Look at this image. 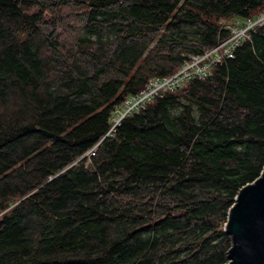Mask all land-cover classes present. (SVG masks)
Instances as JSON below:
<instances>
[{
	"label": "trees",
	"instance_id": "trees-1",
	"mask_svg": "<svg viewBox=\"0 0 264 264\" xmlns=\"http://www.w3.org/2000/svg\"><path fill=\"white\" fill-rule=\"evenodd\" d=\"M70 7L77 24L62 22ZM262 11L0 0V264L227 263L230 208L264 168V24L210 75L111 127L150 79Z\"/></svg>",
	"mask_w": 264,
	"mask_h": 264
},
{
	"label": "built area",
	"instance_id": "built-area-1",
	"mask_svg": "<svg viewBox=\"0 0 264 264\" xmlns=\"http://www.w3.org/2000/svg\"><path fill=\"white\" fill-rule=\"evenodd\" d=\"M261 24H264V11L255 18L236 17L233 23L227 22L226 27L230 29V37L204 53L190 55L175 73L150 79L139 93L130 95L117 106L111 130H115L125 117L145 109L155 97L162 96L167 91H175L192 79L210 75L219 63L234 57L235 49L250 37V32L257 25Z\"/></svg>",
	"mask_w": 264,
	"mask_h": 264
},
{
	"label": "water",
	"instance_id": "water-1",
	"mask_svg": "<svg viewBox=\"0 0 264 264\" xmlns=\"http://www.w3.org/2000/svg\"><path fill=\"white\" fill-rule=\"evenodd\" d=\"M225 231L232 240L225 264H264V168L238 191Z\"/></svg>",
	"mask_w": 264,
	"mask_h": 264
},
{
	"label": "rangeland",
	"instance_id": "rangeland-1",
	"mask_svg": "<svg viewBox=\"0 0 264 264\" xmlns=\"http://www.w3.org/2000/svg\"><path fill=\"white\" fill-rule=\"evenodd\" d=\"M77 11V9L76 8H72V7H70V8H67V9H65L64 10V13H63V18H62V22H63V24H77L76 23V21H77V17L79 18H81V16L82 15H80V16H78V15H75L76 12ZM261 13V12H260ZM232 21V23L235 21V17L231 20ZM64 27H62V26H60L58 29H57V31H60V30H62ZM71 35L72 34H66L65 36H63L62 37V41L63 42H67L69 39H71V40H73L74 38H72L71 37ZM74 35V37L76 36V33H74L73 34ZM181 67V66H180ZM179 67V68H180Z\"/></svg>",
	"mask_w": 264,
	"mask_h": 264
},
{
	"label": "bare ground",
	"instance_id": "bare-ground-1",
	"mask_svg": "<svg viewBox=\"0 0 264 264\" xmlns=\"http://www.w3.org/2000/svg\"><path fill=\"white\" fill-rule=\"evenodd\" d=\"M191 81V80H190Z\"/></svg>",
	"mask_w": 264,
	"mask_h": 264
}]
</instances>
